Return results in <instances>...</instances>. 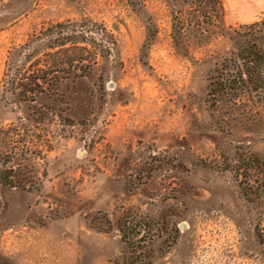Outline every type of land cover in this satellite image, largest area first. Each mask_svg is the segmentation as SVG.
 <instances>
[{"label": "rangeland", "instance_id": "rangeland-1", "mask_svg": "<svg viewBox=\"0 0 264 264\" xmlns=\"http://www.w3.org/2000/svg\"><path fill=\"white\" fill-rule=\"evenodd\" d=\"M222 16L217 0H0V264H264V94L210 106L240 30ZM83 20L118 52L34 102L6 92L9 51Z\"/></svg>", "mask_w": 264, "mask_h": 264}, {"label": "trees", "instance_id": "trees-1", "mask_svg": "<svg viewBox=\"0 0 264 264\" xmlns=\"http://www.w3.org/2000/svg\"><path fill=\"white\" fill-rule=\"evenodd\" d=\"M182 25L175 17L173 38L177 46L185 32ZM236 35L229 56L208 75L207 96L212 108L222 101L231 103L243 96L261 98L264 94V19L240 27ZM118 48L114 33L104 24L83 20L50 25L9 51L4 72L6 92L20 102H34L37 94L56 92L66 80L88 76L101 59L111 58ZM260 242H264L262 234Z\"/></svg>", "mask_w": 264, "mask_h": 264}, {"label": "crops", "instance_id": "crops-1", "mask_svg": "<svg viewBox=\"0 0 264 264\" xmlns=\"http://www.w3.org/2000/svg\"><path fill=\"white\" fill-rule=\"evenodd\" d=\"M219 2L223 21L228 26L239 28L259 23L264 19V0H219Z\"/></svg>", "mask_w": 264, "mask_h": 264}]
</instances>
